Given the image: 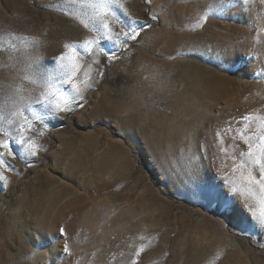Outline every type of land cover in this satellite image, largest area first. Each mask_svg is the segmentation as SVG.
<instances>
[{"label":"rangeland","instance_id":"rangeland-1","mask_svg":"<svg viewBox=\"0 0 264 264\" xmlns=\"http://www.w3.org/2000/svg\"><path fill=\"white\" fill-rule=\"evenodd\" d=\"M231 2L215 18L209 10L219 0H122L152 27L111 62L104 51L85 56L95 87L85 90L83 107L38 124L31 135L42 147L27 163L7 157L15 170H4L7 188L0 183V264H264V231L251 227L240 204L225 209L197 198L179 171L182 150L190 151L200 182L223 189L218 169L224 161L230 172L231 161L220 147L231 148L232 129L247 123L250 132L264 120V17L257 15L264 5L257 0L245 11L241 0ZM77 7L0 0V99L20 83L22 40L50 71L65 44L93 35ZM154 73L162 91L146 79Z\"/></svg>","mask_w":264,"mask_h":264},{"label":"snow or ice","instance_id":"snow-or-ice-1","mask_svg":"<svg viewBox=\"0 0 264 264\" xmlns=\"http://www.w3.org/2000/svg\"><path fill=\"white\" fill-rule=\"evenodd\" d=\"M256 2L257 0H241L245 11L250 10L249 5H255ZM69 3L78 6L75 15L83 27L93 35L81 42L65 44L66 51L53 58L55 68L50 71L42 66V57L39 54L23 51L29 49L30 45L22 40L23 50L18 49L21 50L22 56L19 63L23 65L17 74L20 83L8 85L9 91L0 99V183L5 188L9 181L4 175V170H15L7 157L19 156L25 163L36 157L42 146L35 143L31 133L37 131V125L41 128L47 127L48 120L61 118V113H73L77 106L83 107V104L78 105V102L86 100L85 90L95 87L92 65H82L83 58L88 56L91 60L97 51H104L111 62L118 58L121 47L127 49L128 41L136 40L145 27H152L133 19L122 0H69ZM259 3L264 5V0H259ZM233 6L231 0H219L218 4L210 6L209 14L211 17L224 18ZM257 15L264 17V9ZM153 18L159 19L155 15ZM112 22L120 24L121 29L116 31ZM197 24L200 22L197 21ZM255 42L260 43L258 37ZM32 47L34 48V45ZM195 54L203 55L200 52ZM216 61L217 66L222 64L219 56ZM97 75L103 76V73ZM259 75H264V70ZM149 78L153 81L152 86L156 91L163 90L165 81L159 79L158 74L146 77ZM24 81L39 89V94L28 93L23 86ZM0 91L3 89L0 88ZM250 119L251 117H244L245 121ZM250 127L246 123L242 130L232 129L237 133L233 136V145L228 150L220 147V151L225 153V159L231 161L230 172L225 171L229 165L224 161H221L218 169L223 180V189L226 191L200 182V166L195 163L199 157L190 151L182 150L179 171L187 178L186 186L194 189L197 198L215 201L225 209L238 203L250 217L251 227L264 231V120L249 132ZM125 131L135 136L133 126H129ZM228 131L229 129L224 130V135H227ZM236 139L246 145V150L235 144ZM204 158H207V153ZM61 232L64 230L61 229ZM141 251L143 247L136 252L137 257ZM64 252L71 255L67 244L64 246ZM34 256L35 252L24 259L31 260Z\"/></svg>","mask_w":264,"mask_h":264}]
</instances>
